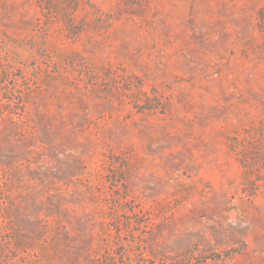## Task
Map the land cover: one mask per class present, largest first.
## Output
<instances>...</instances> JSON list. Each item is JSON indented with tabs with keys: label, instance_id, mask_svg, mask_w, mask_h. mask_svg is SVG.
I'll use <instances>...</instances> for the list:
<instances>
[{
	"label": "rangeland",
	"instance_id": "374dc122",
	"mask_svg": "<svg viewBox=\"0 0 264 264\" xmlns=\"http://www.w3.org/2000/svg\"><path fill=\"white\" fill-rule=\"evenodd\" d=\"M0 264H264V0H0Z\"/></svg>",
	"mask_w": 264,
	"mask_h": 264
}]
</instances>
